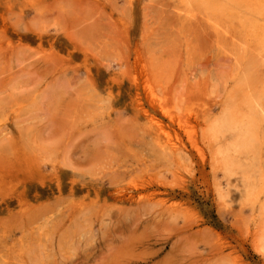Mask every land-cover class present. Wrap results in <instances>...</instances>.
<instances>
[{"label":"rangeland","instance_id":"obj_1","mask_svg":"<svg viewBox=\"0 0 264 264\" xmlns=\"http://www.w3.org/2000/svg\"><path fill=\"white\" fill-rule=\"evenodd\" d=\"M219 2L0 0V264H264V19Z\"/></svg>","mask_w":264,"mask_h":264},{"label":"bare ground","instance_id":"obj_2","mask_svg":"<svg viewBox=\"0 0 264 264\" xmlns=\"http://www.w3.org/2000/svg\"><path fill=\"white\" fill-rule=\"evenodd\" d=\"M183 1L184 2H190V1L205 2L206 4L209 5L208 8H210L211 10H222V11H224V13H227L226 12L227 10H228V12L232 11L230 9H227L226 5L220 4L219 0H183ZM223 1H226L229 3L234 2L239 7H245L247 10H249V13L252 12L255 15H257L258 17H260V19L261 18L264 19V0H223ZM254 23H253L254 24L253 27L255 29V32H257V33H255V36H256L259 44L262 45L264 43V25L261 26V24H259L257 20ZM151 92H150V94L154 95V93H151ZM206 138L208 139V142L213 146L214 142H215V137L207 136ZM173 149H174V147H173ZM200 154H201V152H200ZM263 195H264V184H263V186L259 187V190H256V191H254V187L253 188L251 187L250 194L247 195V199L249 201H251V204H253V205L256 203L262 204V202L260 200H261Z\"/></svg>","mask_w":264,"mask_h":264}]
</instances>
